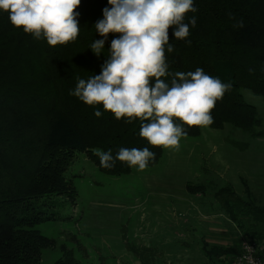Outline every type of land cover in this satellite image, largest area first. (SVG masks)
Masks as SVG:
<instances>
[{"label":"trees","instance_id":"16d2710c","mask_svg":"<svg viewBox=\"0 0 264 264\" xmlns=\"http://www.w3.org/2000/svg\"><path fill=\"white\" fill-rule=\"evenodd\" d=\"M196 27L177 40L169 28L172 53L166 52L169 71H195L231 84L212 110L211 128L225 124L251 137L262 136V119L255 105L243 100L242 89L264 98V0H193ZM108 0H80L79 35L74 42L49 46L46 39L16 29L8 13L0 10V264H40L42 250L53 245L36 225L50 217L37 206L53 196L70 200L76 189L66 172L77 153H85L98 170L108 175L129 173L132 167L115 161L112 168L100 166L94 150L149 148L156 164L162 147H155L139 135L140 121L117 120L110 112L97 118L96 107L70 95L77 77L87 80L101 73L108 58L110 33L97 56L89 46L104 39L95 30L103 19ZM243 27L238 26L239 23ZM191 41L189 44L188 41ZM251 70V71H250ZM177 123H180L177 121ZM188 137H197L201 127L184 125ZM188 192L205 193L201 184H188ZM228 219L241 235L264 240V209L238 195L231 186L214 192ZM207 245V243H206ZM206 255L214 264H225L238 253V245H209ZM216 262V263H215ZM53 264H76L71 254Z\"/></svg>","mask_w":264,"mask_h":264},{"label":"rangeland","instance_id":"374dc122","mask_svg":"<svg viewBox=\"0 0 264 264\" xmlns=\"http://www.w3.org/2000/svg\"><path fill=\"white\" fill-rule=\"evenodd\" d=\"M241 93L258 109L260 137L230 124L203 126L199 136L182 137L179 150L163 148L156 164L117 176L77 153L66 172L76 198L37 201L50 218L36 228L54 241L42 250L40 264L67 254L76 264H214L206 246H234L243 233L214 192L229 185L264 209V98ZM188 184L204 185L206 192L192 194Z\"/></svg>","mask_w":264,"mask_h":264},{"label":"clouds","instance_id":"9594fccd","mask_svg":"<svg viewBox=\"0 0 264 264\" xmlns=\"http://www.w3.org/2000/svg\"><path fill=\"white\" fill-rule=\"evenodd\" d=\"M79 4L80 0H0V10L8 13L14 28L56 46L77 39ZM108 5L102 10L103 19L94 25L104 39L94 40L89 48L99 56L108 35H119L111 41L101 73L87 80L77 77L69 94L96 107L97 118L103 115L98 107L102 106L117 120L133 123L138 119L139 135L150 145L179 150L181 138L187 135L184 125L213 123L212 110L232 87L202 68L169 71L166 52L174 51L169 28L175 39L187 38L197 18L193 15L186 23L185 16L198 9L193 0H108ZM238 26L243 27L242 22ZM94 155L103 168L114 167L118 160L144 170L155 159L147 147L121 148L115 157L111 150L97 148Z\"/></svg>","mask_w":264,"mask_h":264},{"label":"built area","instance_id":"2783aa9c","mask_svg":"<svg viewBox=\"0 0 264 264\" xmlns=\"http://www.w3.org/2000/svg\"><path fill=\"white\" fill-rule=\"evenodd\" d=\"M238 253L225 264H264V240L240 235Z\"/></svg>","mask_w":264,"mask_h":264},{"label":"crops","instance_id":"0c3cea01","mask_svg":"<svg viewBox=\"0 0 264 264\" xmlns=\"http://www.w3.org/2000/svg\"><path fill=\"white\" fill-rule=\"evenodd\" d=\"M210 227H211L212 229H214V228L218 229V228H219V226H218V225H217V226H215V225H211V224H210Z\"/></svg>","mask_w":264,"mask_h":264}]
</instances>
